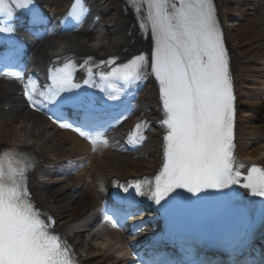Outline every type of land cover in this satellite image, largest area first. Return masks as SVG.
I'll list each match as a JSON object with an SVG mask.
<instances>
[{
	"label": "snow or ice",
	"instance_id": "1",
	"mask_svg": "<svg viewBox=\"0 0 264 264\" xmlns=\"http://www.w3.org/2000/svg\"><path fill=\"white\" fill-rule=\"evenodd\" d=\"M146 17L140 27L150 25L153 49L150 56L151 74L159 84L164 129L163 167L152 179L114 182L118 201L127 200L129 188L135 195L147 196L160 205L176 189L198 195L208 190L222 191L240 183L234 154V91L229 54L218 20L214 0H143ZM133 6L137 0H129ZM34 0H0V17L11 20L15 9H27ZM139 12V8L136 9ZM83 0H74L68 16L79 23L86 14ZM14 28L0 23V33H13ZM92 60L91 57L88 58ZM118 57L89 64L87 71L98 75L101 91L107 99L118 101L125 88L132 87L147 75L149 56L137 54L117 63ZM109 65V71L93 73L94 67ZM77 65L66 62L50 70L49 84L38 86L30 77L24 84V97L34 111L49 113V119L61 129H70L97 145H108L106 132L119 123L123 114L101 124L95 114L94 102L80 93L83 85L95 87L96 80L75 82ZM8 73H5L7 75ZM24 79L22 74H13ZM119 84V86H118ZM51 106H54L51 107ZM76 113L70 120L65 110ZM150 122L138 123L128 141L136 146L146 136L141 132ZM34 162L16 150L0 153V264H77L75 254L66 241L50 231L54 220L39 211L30 199L27 172ZM243 185L253 196L264 197V169L253 168ZM254 174V175H253ZM116 210H104V220L119 227Z\"/></svg>",
	"mask_w": 264,
	"mask_h": 264
},
{
	"label": "bare ground",
	"instance_id": "2",
	"mask_svg": "<svg viewBox=\"0 0 264 264\" xmlns=\"http://www.w3.org/2000/svg\"><path fill=\"white\" fill-rule=\"evenodd\" d=\"M34 2L56 30L69 19L74 0ZM83 3L88 23L75 31L49 34L32 46L31 63L36 69L45 70L57 58L69 56L91 57L99 64L110 57L123 62L143 53L150 60L151 32L141 34V22L134 20L123 0ZM214 4L233 78L238 155L244 163L264 166V0H214ZM84 75L78 72L76 78L83 80ZM135 89V113L118 129L117 137L126 138L147 120L150 127L141 131L146 139L135 151H93L75 135L27 110L15 96L14 84L0 79V153L5 148H21L41 164L30 188L38 205L55 217L58 231L74 246L83 264H132L124 252L131 240L94 220L98 195L114 182L154 179L163 167L162 104L159 84L149 67ZM68 159H76L77 167L71 169Z\"/></svg>",
	"mask_w": 264,
	"mask_h": 264
}]
</instances>
